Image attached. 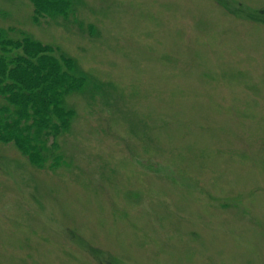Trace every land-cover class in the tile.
Here are the masks:
<instances>
[{
    "label": "rangeland",
    "instance_id": "rangeland-1",
    "mask_svg": "<svg viewBox=\"0 0 264 264\" xmlns=\"http://www.w3.org/2000/svg\"><path fill=\"white\" fill-rule=\"evenodd\" d=\"M67 2L0 0L85 79L60 166L0 140V264H264V0Z\"/></svg>",
    "mask_w": 264,
    "mask_h": 264
},
{
    "label": "trees",
    "instance_id": "trees-1",
    "mask_svg": "<svg viewBox=\"0 0 264 264\" xmlns=\"http://www.w3.org/2000/svg\"><path fill=\"white\" fill-rule=\"evenodd\" d=\"M33 20L67 16V0H31ZM0 28V140L13 143L38 167L64 161L59 139L75 113L67 97L85 81L74 61L27 33L13 38Z\"/></svg>",
    "mask_w": 264,
    "mask_h": 264
}]
</instances>
